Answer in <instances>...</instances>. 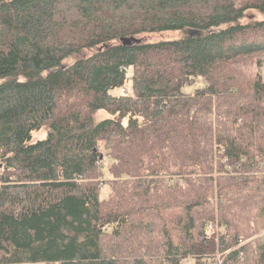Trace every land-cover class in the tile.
I'll return each mask as SVG.
<instances>
[{"label": "trees", "instance_id": "16d2710c", "mask_svg": "<svg viewBox=\"0 0 264 264\" xmlns=\"http://www.w3.org/2000/svg\"><path fill=\"white\" fill-rule=\"evenodd\" d=\"M263 74L264 0H0V264H264Z\"/></svg>", "mask_w": 264, "mask_h": 264}, {"label": "rangeland", "instance_id": "374dc122", "mask_svg": "<svg viewBox=\"0 0 264 264\" xmlns=\"http://www.w3.org/2000/svg\"><path fill=\"white\" fill-rule=\"evenodd\" d=\"M246 14H247V17H244V19H243L244 21H246L248 18H253V19L262 18V14L256 10H254V9L247 10ZM178 34H179L178 31H175V30H163V31H151V32L136 33L135 37L138 38L139 41L155 42V41H159L162 39L176 38L178 36ZM127 85H129V82ZM193 87H186L185 89H186V91H192L194 89ZM113 92L119 93L121 91H120V89H115V90H113ZM105 116H106V114L103 111H99V113H97V118H103ZM45 133H46V129L44 127L39 129V130H35L32 132L31 139L36 140L38 138H42L45 135ZM100 143H102V141H100ZM100 160H101V168L103 170V175H102V178L98 179V182H99V185L101 186V197L105 198L110 193V186H109V184H107L109 181L106 179L111 177L110 172L108 171V168L110 167L111 159L106 154V151L103 148H101ZM209 257H210V259H213V263H215V261H217L216 264H219V262L222 263V260H223L222 255L221 256L217 255L216 257L215 256H209ZM36 264H44V263H36ZM45 264H56V263H45ZM183 264H191L190 258L184 259Z\"/></svg>", "mask_w": 264, "mask_h": 264}, {"label": "water", "instance_id": "95a60500", "mask_svg": "<svg viewBox=\"0 0 264 264\" xmlns=\"http://www.w3.org/2000/svg\"><path fill=\"white\" fill-rule=\"evenodd\" d=\"M121 41L124 44H130L132 42H139V39L135 36H127V37H121Z\"/></svg>", "mask_w": 264, "mask_h": 264}, {"label": "built area", "instance_id": "2783aa9c", "mask_svg": "<svg viewBox=\"0 0 264 264\" xmlns=\"http://www.w3.org/2000/svg\"><path fill=\"white\" fill-rule=\"evenodd\" d=\"M121 91H124V88H121ZM219 264H221V262H219Z\"/></svg>", "mask_w": 264, "mask_h": 264}]
</instances>
